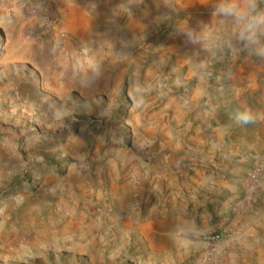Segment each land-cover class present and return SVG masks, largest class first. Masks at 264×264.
Returning a JSON list of instances; mask_svg holds the SVG:
<instances>
[{
  "label": "rangeland",
  "instance_id": "rangeland-1",
  "mask_svg": "<svg viewBox=\"0 0 264 264\" xmlns=\"http://www.w3.org/2000/svg\"><path fill=\"white\" fill-rule=\"evenodd\" d=\"M63 2L0 0V264H200L264 209V61L186 43L211 0Z\"/></svg>",
  "mask_w": 264,
  "mask_h": 264
},
{
  "label": "clouds",
  "instance_id": "clouds-1",
  "mask_svg": "<svg viewBox=\"0 0 264 264\" xmlns=\"http://www.w3.org/2000/svg\"><path fill=\"white\" fill-rule=\"evenodd\" d=\"M125 7L128 5L125 4ZM211 17L230 31L226 38L218 33L210 23L198 22L182 34L186 43L194 48L199 45L207 49L209 43L223 41L233 52H247L249 56L264 61V0H211ZM98 75V69L94 70ZM233 119L236 124L253 122L250 110L237 111Z\"/></svg>",
  "mask_w": 264,
  "mask_h": 264
},
{
  "label": "crops",
  "instance_id": "crops-1",
  "mask_svg": "<svg viewBox=\"0 0 264 264\" xmlns=\"http://www.w3.org/2000/svg\"><path fill=\"white\" fill-rule=\"evenodd\" d=\"M83 2L84 6L82 7L73 5L70 2H63L59 9L61 18L58 25L61 23V27H66L65 24H67L68 19H71L73 16L71 13L73 7H78L80 10L85 11V7H93V5H96V0H83ZM57 38L56 36H52L50 38L30 40L31 43H17L11 48L10 53L16 56L22 47L28 45L27 55L32 57V59L35 57V54L39 55L43 53L46 55L52 48V41L58 40ZM57 46L58 45H53V48H59ZM97 46L98 42H96L95 39H91L87 44L89 50ZM257 211L258 213L252 214L256 215V217L252 218L250 215L248 216L252 218L249 225H245L242 227L241 231L233 233L231 236H228L229 239L222 241L221 245L224 248H229V246L236 247V250L227 251L229 259L231 258L229 261L230 264H264V209H262V211Z\"/></svg>",
  "mask_w": 264,
  "mask_h": 264
},
{
  "label": "built area",
  "instance_id": "built-area-1",
  "mask_svg": "<svg viewBox=\"0 0 264 264\" xmlns=\"http://www.w3.org/2000/svg\"><path fill=\"white\" fill-rule=\"evenodd\" d=\"M49 27V26H48ZM51 27V26H50ZM260 168L255 167L247 174V179L251 186H254L258 181ZM221 243L222 237L217 232H208L201 236L200 244L202 248L200 264H220L221 262Z\"/></svg>",
  "mask_w": 264,
  "mask_h": 264
}]
</instances>
